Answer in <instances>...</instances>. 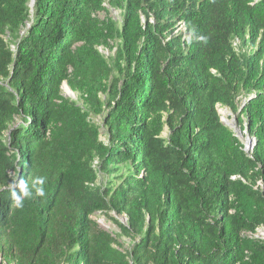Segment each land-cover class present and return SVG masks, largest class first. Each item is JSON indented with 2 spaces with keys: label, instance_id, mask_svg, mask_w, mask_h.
<instances>
[{
  "label": "trees",
  "instance_id": "1",
  "mask_svg": "<svg viewBox=\"0 0 264 264\" xmlns=\"http://www.w3.org/2000/svg\"><path fill=\"white\" fill-rule=\"evenodd\" d=\"M106 1L0 0L3 259L264 264V238L243 236L264 227V0H108L120 21L99 18ZM106 111L103 140L91 115ZM37 176L46 196L17 208V181ZM98 212L128 224L110 216L109 232Z\"/></svg>",
  "mask_w": 264,
  "mask_h": 264
},
{
  "label": "rangeland",
  "instance_id": "2",
  "mask_svg": "<svg viewBox=\"0 0 264 264\" xmlns=\"http://www.w3.org/2000/svg\"><path fill=\"white\" fill-rule=\"evenodd\" d=\"M105 7H106V9L104 11L98 13L99 18L106 19L108 17H111L114 20H119V21L122 19L123 11L120 8L113 7L108 0L105 2ZM235 45L240 48L241 44H240L239 40H236ZM249 48H250V46H244L243 50L248 51ZM100 51L103 54H105L106 56H112L116 51L115 44L112 43V48L102 46V47H100ZM62 94L66 98H70V99L76 101L77 104L80 106L84 107L85 104H87V101L82 96L81 92L77 89H74L68 82L63 83ZM100 95L102 98H104V97H106L107 94L105 92H101ZM240 103H241V101H240ZM106 113H107V111L102 113V114L93 112L91 115V120L100 126L101 138L103 140L107 139V129L103 123V119H104ZM219 113H220L222 122L224 124H226L227 126H229L230 128H232L234 130V132L236 133L237 137L244 144H247L248 139L251 136L249 133H246L245 130H242L240 128V126L237 124L236 115L234 114V112L228 107H221L219 110ZM19 124H20V121H18L16 123V125H19ZM166 134H167V129L164 131V135H166ZM109 214L110 215L108 216V215H105L104 213L98 212L93 216V219H95L97 221L99 227H101V228H103L109 232L121 233L122 232L121 226L119 224H117L110 216H114V217L118 218L119 221L123 224H128L129 216L127 214H118L115 212H111ZM263 233H264V227L261 226L257 229V232H255V233L244 232L243 236H247V237L252 236V237H258V238H264ZM118 242L120 244V245H118V246H120V248L126 249V248H129L131 246V244L134 242V238L131 236L125 235L123 233V235L119 238ZM0 264H15V263H10V262L4 260L3 256L0 253Z\"/></svg>",
  "mask_w": 264,
  "mask_h": 264
},
{
  "label": "clouds",
  "instance_id": "3",
  "mask_svg": "<svg viewBox=\"0 0 264 264\" xmlns=\"http://www.w3.org/2000/svg\"><path fill=\"white\" fill-rule=\"evenodd\" d=\"M198 39L204 43H207L208 37L200 36ZM46 178L43 176L34 177L31 184L27 183L23 178H20L16 183L18 191H13L12 199L15 202L17 208L24 206V200L26 198H32L33 195L38 197H45L46 192L44 188Z\"/></svg>",
  "mask_w": 264,
  "mask_h": 264
},
{
  "label": "built area",
  "instance_id": "4",
  "mask_svg": "<svg viewBox=\"0 0 264 264\" xmlns=\"http://www.w3.org/2000/svg\"><path fill=\"white\" fill-rule=\"evenodd\" d=\"M243 100H246V98H242V101H243ZM221 107H223L221 104H218V105H217V109H218V111L220 110ZM255 143H256V138L251 136V137L248 139L247 144H244V145H245V148H244L245 151H247L248 153H252V152L254 151ZM263 235H264V233H263Z\"/></svg>",
  "mask_w": 264,
  "mask_h": 264
},
{
  "label": "water",
  "instance_id": "5",
  "mask_svg": "<svg viewBox=\"0 0 264 264\" xmlns=\"http://www.w3.org/2000/svg\"><path fill=\"white\" fill-rule=\"evenodd\" d=\"M34 1V0H33ZM34 3V2H33Z\"/></svg>",
  "mask_w": 264,
  "mask_h": 264
}]
</instances>
